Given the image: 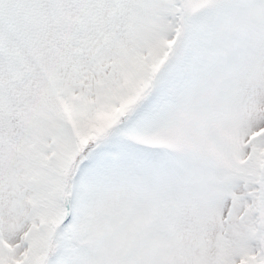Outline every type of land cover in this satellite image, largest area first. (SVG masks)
Segmentation results:
<instances>
[{"label": "snow or ice", "instance_id": "1", "mask_svg": "<svg viewBox=\"0 0 264 264\" xmlns=\"http://www.w3.org/2000/svg\"><path fill=\"white\" fill-rule=\"evenodd\" d=\"M0 264H264V0H0Z\"/></svg>", "mask_w": 264, "mask_h": 264}]
</instances>
